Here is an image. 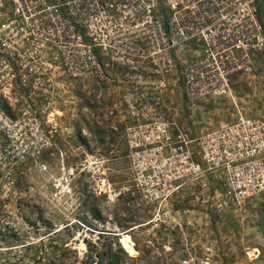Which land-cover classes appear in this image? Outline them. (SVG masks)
<instances>
[{
	"label": "rangeland",
	"instance_id": "obj_1",
	"mask_svg": "<svg viewBox=\"0 0 264 264\" xmlns=\"http://www.w3.org/2000/svg\"><path fill=\"white\" fill-rule=\"evenodd\" d=\"M177 79L160 111L192 134L264 120V53L223 99L187 105ZM121 93L54 68L0 84V264H264V194L231 199L215 175L144 200Z\"/></svg>",
	"mask_w": 264,
	"mask_h": 264
},
{
	"label": "built area",
	"instance_id": "obj_2",
	"mask_svg": "<svg viewBox=\"0 0 264 264\" xmlns=\"http://www.w3.org/2000/svg\"><path fill=\"white\" fill-rule=\"evenodd\" d=\"M264 53V0H0V84L56 69L124 92L125 141L144 200L221 176L234 200L264 194V120L192 134L160 111L175 71L187 105L223 99ZM128 70V71H125Z\"/></svg>",
	"mask_w": 264,
	"mask_h": 264
},
{
	"label": "flooded vegetation",
	"instance_id": "obj_3",
	"mask_svg": "<svg viewBox=\"0 0 264 264\" xmlns=\"http://www.w3.org/2000/svg\"><path fill=\"white\" fill-rule=\"evenodd\" d=\"M125 71H128V70H125ZM132 88H133V85H131L128 82H124L121 86L122 96L124 95V92H129ZM123 99H124V96H123Z\"/></svg>",
	"mask_w": 264,
	"mask_h": 264
}]
</instances>
